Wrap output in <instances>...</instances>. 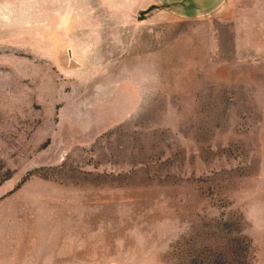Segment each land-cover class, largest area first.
<instances>
[{
	"label": "rangeland",
	"instance_id": "rangeland-1",
	"mask_svg": "<svg viewBox=\"0 0 264 264\" xmlns=\"http://www.w3.org/2000/svg\"><path fill=\"white\" fill-rule=\"evenodd\" d=\"M0 264H264V0H0Z\"/></svg>",
	"mask_w": 264,
	"mask_h": 264
}]
</instances>
